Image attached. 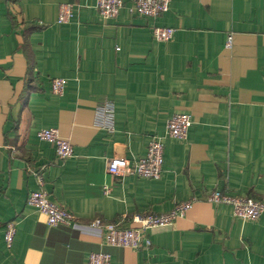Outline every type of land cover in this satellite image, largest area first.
Segmentation results:
<instances>
[{
	"label": "crops",
	"instance_id": "crops-1",
	"mask_svg": "<svg viewBox=\"0 0 264 264\" xmlns=\"http://www.w3.org/2000/svg\"><path fill=\"white\" fill-rule=\"evenodd\" d=\"M65 4L73 17L59 24ZM96 4L0 0V264H88L94 252L112 264H264V215L244 221L206 200L220 190L264 202V0H172L158 18L125 0L110 20ZM154 27L176 32L158 42ZM56 78L67 80L61 96L52 93ZM175 114L192 118L185 141L166 136ZM43 129H58L74 156L59 161L39 139ZM155 135L165 145L160 180L108 173L113 158L145 157ZM41 170L74 224L50 227L27 204ZM194 198L184 218L151 230V245L138 251L107 246L90 227L123 220L133 228L135 215Z\"/></svg>",
	"mask_w": 264,
	"mask_h": 264
},
{
	"label": "built area",
	"instance_id": "built-area-1",
	"mask_svg": "<svg viewBox=\"0 0 264 264\" xmlns=\"http://www.w3.org/2000/svg\"><path fill=\"white\" fill-rule=\"evenodd\" d=\"M132 3L131 11L145 18H158L170 9L172 0H129ZM125 0H97L96 8L103 20L116 18ZM73 6L62 5L59 10L58 23L67 24L73 17ZM176 30L169 27H154V39L158 42H168L173 39ZM233 38L230 36L226 47L231 49ZM66 79L56 78L52 80V93L61 96L65 92ZM192 126V118L188 114H175L169 120L166 128V136L170 139L185 141L189 136ZM41 141L51 144L56 152L57 159L65 162L74 156V149L69 140L64 138L58 129H43L38 133ZM164 139L160 136H152L147 154L137 160H127L113 158L109 160L107 171L110 175L124 178L132 175L143 179L160 180L163 176L164 164ZM38 180V190L31 192L27 199V204L36 208L46 217L47 224L55 227L61 224L71 225L76 222V217L67 209L50 199L49 193L45 189V179L43 170L36 172ZM105 193H109V188H105ZM214 205H228L233 209L235 218L255 222L264 215V202L253 198L237 197L226 192L215 190L206 199ZM196 202L191 201L177 204L170 212L165 214H145L135 215L131 221L136 225L133 228H124L123 220L113 223H104L96 220L90 224L91 228L101 229L104 233V244L111 247L132 249L138 251L144 246H150L149 233L153 229L172 226L178 219L184 218ZM17 235V223L11 221L7 224L5 241L7 247L12 249ZM88 264H112V257L105 252H94L88 256Z\"/></svg>",
	"mask_w": 264,
	"mask_h": 264
}]
</instances>
